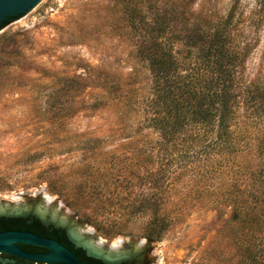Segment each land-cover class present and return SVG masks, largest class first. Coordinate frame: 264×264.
Wrapping results in <instances>:
<instances>
[{
	"label": "rangeland",
	"instance_id": "374dc122",
	"mask_svg": "<svg viewBox=\"0 0 264 264\" xmlns=\"http://www.w3.org/2000/svg\"><path fill=\"white\" fill-rule=\"evenodd\" d=\"M158 25L181 57H196L215 32L236 55L239 184L174 171L140 53ZM153 192L157 214L138 209ZM19 218L81 232L77 245L93 241L102 261L264 264V0H41L9 20L0 30V220ZM154 218L165 226L151 240Z\"/></svg>",
	"mask_w": 264,
	"mask_h": 264
},
{
	"label": "trees",
	"instance_id": "16d2710c",
	"mask_svg": "<svg viewBox=\"0 0 264 264\" xmlns=\"http://www.w3.org/2000/svg\"><path fill=\"white\" fill-rule=\"evenodd\" d=\"M5 23L8 22L0 27ZM148 31L140 53L152 75L149 107L155 114L153 126L158 129L161 142L171 145L169 151L176 160L174 171L185 169L202 179L212 176L219 181L218 186L239 184V172L243 171L238 164L237 168L235 155L241 152L245 127L240 126L236 104V55L218 32L207 35L211 41L200 43V51L192 59L178 55L172 34L165 26ZM235 196L234 204L243 206L240 190ZM159 199L157 192L147 193L138 209H154L157 214ZM240 206L233 211L235 218L241 214ZM26 225L23 219H1L0 231ZM164 226V219L154 218L149 239H157Z\"/></svg>",
	"mask_w": 264,
	"mask_h": 264
},
{
	"label": "water",
	"instance_id": "95a60500",
	"mask_svg": "<svg viewBox=\"0 0 264 264\" xmlns=\"http://www.w3.org/2000/svg\"><path fill=\"white\" fill-rule=\"evenodd\" d=\"M40 1L41 0H0V25L5 21L8 22L11 19L23 16L24 14L28 13ZM5 26L6 25L0 27V30L3 29ZM45 203L46 205L50 204L47 199H45ZM19 206L23 205L19 204ZM18 210L19 208H16L13 213ZM27 211H21L20 213L25 214L27 213ZM54 215H56V213ZM41 220L43 222H47L43 218H41ZM18 243L42 245L50 248L51 252L45 256L41 254L26 253L18 246ZM87 250L90 254H93L97 257L99 256L98 254L93 253L91 250ZM2 252L14 254L31 260H45L49 262L82 264L79 258L72 251H70L60 243L51 239L39 237L34 233L21 230L0 231V253ZM116 255H118V253L112 252L111 257ZM103 260L106 264H118L119 262H121V259Z\"/></svg>",
	"mask_w": 264,
	"mask_h": 264
},
{
	"label": "flooded vegetation",
	"instance_id": "af4514ba",
	"mask_svg": "<svg viewBox=\"0 0 264 264\" xmlns=\"http://www.w3.org/2000/svg\"><path fill=\"white\" fill-rule=\"evenodd\" d=\"M19 219H23L27 225L21 226L19 228H11L7 230L26 231V232L34 233L42 238L54 240L60 243L61 245H63L64 247H66L67 249H69L70 251H72L79 258L82 264H106L97 256L90 254L85 247L77 245V243H81V241H83L81 237L82 235L77 230L73 229L74 231H76L78 234L81 235L80 237L75 234H71L70 232L63 229L60 225H57L54 222H43L42 220L40 221L37 219H25V218H19ZM14 222L15 223L13 224V226H16L17 221ZM93 244L95 243L93 242ZM18 246L24 252L30 254H41L45 256L51 252L50 248L37 244L18 243ZM94 251L98 252L97 254H102L101 249H99L98 246H96V249ZM0 264H69V263L49 262L45 260H31L14 254L2 252L0 253ZM125 264H129V263H125Z\"/></svg>",
	"mask_w": 264,
	"mask_h": 264
},
{
	"label": "bare ground",
	"instance_id": "6f19581e",
	"mask_svg": "<svg viewBox=\"0 0 264 264\" xmlns=\"http://www.w3.org/2000/svg\"><path fill=\"white\" fill-rule=\"evenodd\" d=\"M70 233L71 234H75V235H77V236H81L80 234H81V232H80V234H78L76 231H74L73 229H71L70 230ZM74 237H76V236H74ZM88 245H89V249H91L92 251H94L95 249H96V246H95V244H93V241H91V242H89L88 243ZM94 248V249H93ZM100 249V248H99ZM97 251V250H96ZM98 253V252H97ZM97 253H95V254H97ZM99 255V254H98Z\"/></svg>",
	"mask_w": 264,
	"mask_h": 264
}]
</instances>
